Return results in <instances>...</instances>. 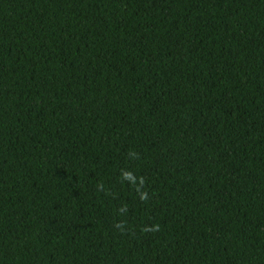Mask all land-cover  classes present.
I'll return each mask as SVG.
<instances>
[{
    "label": "trees",
    "instance_id": "obj_1",
    "mask_svg": "<svg viewBox=\"0 0 264 264\" xmlns=\"http://www.w3.org/2000/svg\"><path fill=\"white\" fill-rule=\"evenodd\" d=\"M0 264H264V0H0Z\"/></svg>",
    "mask_w": 264,
    "mask_h": 264
}]
</instances>
